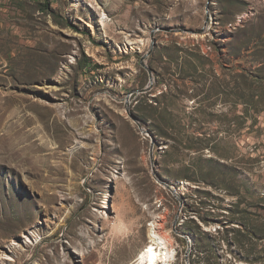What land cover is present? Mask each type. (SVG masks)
<instances>
[{
  "label": "rangeland",
  "instance_id": "rangeland-1",
  "mask_svg": "<svg viewBox=\"0 0 264 264\" xmlns=\"http://www.w3.org/2000/svg\"><path fill=\"white\" fill-rule=\"evenodd\" d=\"M206 4L0 0V264H129L157 222L170 264H264V0Z\"/></svg>",
  "mask_w": 264,
  "mask_h": 264
},
{
  "label": "trees",
  "instance_id": "trees-1",
  "mask_svg": "<svg viewBox=\"0 0 264 264\" xmlns=\"http://www.w3.org/2000/svg\"><path fill=\"white\" fill-rule=\"evenodd\" d=\"M44 11H49L48 8V4H44ZM178 50V49H177ZM179 52H182V50H178ZM190 54L185 55V60H184V67L187 70H192L195 71L197 70V65L196 62H199L200 58L199 56H196L195 54H191V57L189 58ZM154 57V55H153ZM181 58V57H180ZM187 58V59H186ZM154 60V59H153ZM142 100H139L137 103V111L140 114V118L141 120H146V118L151 117L152 121L150 122V132L152 134V136H154L155 138H163L166 141H168L167 143H169V151L172 152L174 151L175 147V143H176V139L174 138V136H167V134L165 133L164 127L167 126V119L168 121H171L169 118L171 116V114H167V112L165 111V108H163L160 104V102L158 101V98H150L148 99L146 96H142ZM142 106L144 107V109L149 112L150 114L147 115V113L141 110ZM141 107V108H140ZM167 114V118L166 117ZM166 119V121H165ZM170 123V122H169ZM197 142L199 143V146L196 148V152L199 151H203L205 150L206 146L204 145V140L202 138H196ZM192 175L194 176L193 178H189V177H183V179L189 180L191 182H194L197 184V186H200L202 184L205 183L206 181V176L207 173H205L204 171H202L200 168L199 169H195L194 171H192ZM197 193L201 194L200 195V201H199V207L202 208V206L205 205L206 201L208 200V197L210 196L208 193L206 192H202L199 189H197L196 191ZM207 197V198H206ZM210 203V202H209ZM215 207V209H219V206H213ZM243 212H238L237 209L231 211V218L229 219V222H237L239 219L235 218L236 215L239 217ZM235 216V217H234ZM200 220L202 222H205V219L200 217ZM195 234V243L197 244V248L198 250H202L204 247L202 246V239L200 238V236L205 237V234L200 232L199 228H197V232L194 233ZM207 262L209 261V259L207 258L206 260Z\"/></svg>",
  "mask_w": 264,
  "mask_h": 264
},
{
  "label": "bare ground",
  "instance_id": "bare-ground-1",
  "mask_svg": "<svg viewBox=\"0 0 264 264\" xmlns=\"http://www.w3.org/2000/svg\"><path fill=\"white\" fill-rule=\"evenodd\" d=\"M161 227V222H157L155 225L151 226L148 234L150 240L149 244L145 246L129 264H170L174 253L169 245V239L166 237ZM26 238L27 236H24V244L25 242H29ZM17 245L16 242H11L9 247L11 248ZM149 249L152 251H149ZM0 259L5 260L9 259V257L4 253L0 256Z\"/></svg>",
  "mask_w": 264,
  "mask_h": 264
},
{
  "label": "water",
  "instance_id": "water-1",
  "mask_svg": "<svg viewBox=\"0 0 264 264\" xmlns=\"http://www.w3.org/2000/svg\"><path fill=\"white\" fill-rule=\"evenodd\" d=\"M209 4V0H207V4ZM208 20H209V13H208V7H206V19H205V23H204V26L203 28H201L200 30H185V29H182V30H173V29H162V28H155L154 31L151 32V39H153V34L154 32L156 31H165V32H168V33H174V34H186V35H201L205 32L206 28H207V23H208ZM152 45H153V41H152ZM151 50L148 52L147 56H149ZM145 57H143L140 61V65L147 71L148 75H149V85L143 89H140V90H136L134 92H131L130 95H132L133 93H136V94H143V93H146L148 92L151 87H152V84H153V76H152V71L150 68H148L143 60H144ZM152 139V142H153V137H151ZM166 187L169 188V189H173L172 187L173 186H169L166 184Z\"/></svg>",
  "mask_w": 264,
  "mask_h": 264
},
{
  "label": "snow or ice",
  "instance_id": "snow-or-ice-1",
  "mask_svg": "<svg viewBox=\"0 0 264 264\" xmlns=\"http://www.w3.org/2000/svg\"><path fill=\"white\" fill-rule=\"evenodd\" d=\"M149 251H152L151 249H149Z\"/></svg>",
  "mask_w": 264,
  "mask_h": 264
},
{
  "label": "built area",
  "instance_id": "built-area-1",
  "mask_svg": "<svg viewBox=\"0 0 264 264\" xmlns=\"http://www.w3.org/2000/svg\"><path fill=\"white\" fill-rule=\"evenodd\" d=\"M240 22V20H238Z\"/></svg>",
  "mask_w": 264,
  "mask_h": 264
}]
</instances>
